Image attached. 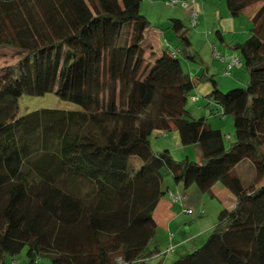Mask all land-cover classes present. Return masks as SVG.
Masks as SVG:
<instances>
[{
    "label": "trees",
    "instance_id": "16d2710c",
    "mask_svg": "<svg viewBox=\"0 0 264 264\" xmlns=\"http://www.w3.org/2000/svg\"><path fill=\"white\" fill-rule=\"evenodd\" d=\"M257 3L235 46L246 87L213 85L204 97L232 117L226 147L185 109L196 81L211 78L184 72L186 49L155 51L139 0H0V47L19 52L0 75V264L24 248L25 264L143 263L159 254L145 249L163 176L209 195L219 181L232 195L203 244L172 264H264V0H225L230 16ZM166 29L187 42L180 21ZM99 79L105 95L93 93ZM45 94L78 109L17 116L19 97ZM172 128L197 161L150 150V135ZM78 183L87 190L72 191Z\"/></svg>",
    "mask_w": 264,
    "mask_h": 264
},
{
    "label": "rangeland",
    "instance_id": "374dc122",
    "mask_svg": "<svg viewBox=\"0 0 264 264\" xmlns=\"http://www.w3.org/2000/svg\"><path fill=\"white\" fill-rule=\"evenodd\" d=\"M169 1L170 0H139V12L147 19L148 29L155 31L153 35L157 34L156 39L159 40L162 47L167 46L170 49L176 48L178 50L186 49L189 55L192 56L193 61L190 58H183V56H181L180 62L185 73L188 74L189 71L190 74L188 75L195 79H198V77L202 75L211 78L212 81H196V87L189 93L186 99L185 109L190 114V118L196 119L204 117L212 129H219L224 136L225 146L229 147L233 142L232 117H222L221 108L218 105L212 102L207 104L204 95L200 94V89L203 92L204 89L210 90L211 92L214 85L225 94L229 90L246 87L249 76L243 68V59L239 49H235V46L244 42L250 35L251 18L249 19V17L254 14L259 3L248 7L238 16H230L225 6V0H197L195 10L198 16L194 18V24L192 25V18L189 14L190 8L183 9L180 0H177V5L167 6L166 3ZM200 4L201 7L199 6ZM173 16H177L175 20L180 21L186 29L184 36L187 38V42L185 43L182 42L183 40L174 37L172 32L166 29L172 23L169 18H173ZM229 20L233 23V30L225 29L223 31L221 29V24L222 26H227ZM156 31H158V33H156ZM218 33L222 36V41L218 38ZM223 51H225V55L222 56L221 52ZM217 53H219V55H217ZM233 55L238 58L239 64L230 67V58ZM18 57L19 52H17L16 49L0 47V75L2 74V69L6 66L15 64ZM106 91L107 82L104 79H99L98 84L95 83V85H93V93L105 95ZM126 96L127 92L125 90L121 95V99H125ZM16 106L18 117L41 109H78L76 105L63 101L54 94H45L40 97L22 95L18 98ZM155 113V104L150 105L146 109V114L148 115H154ZM149 147L154 154L163 153L174 163H178L185 158L193 161L199 159L198 148L194 145H182L175 128H172L168 132L154 131L149 138ZM170 184L171 179L163 176L160 182V189L163 193L166 191V186ZM187 187L195 189L197 193L195 196L191 197L192 206L190 205V208L193 210L194 215L190 216L188 218V223H186L187 226H189L190 235H193L195 231L206 224L209 217L211 219L216 218L220 210L224 208L222 204H226L228 198L231 199L232 197L230 192L225 189L219 181L213 184V191L215 194L213 198H211L208 193L199 191L194 184L188 185ZM71 190L77 193H83L87 190V187L84 183H78L72 185ZM203 196L209 205L206 204V207H204V214H196L197 209L195 208L200 206V197ZM205 215L207 217L206 219H204ZM192 220L194 221L193 224H191ZM207 236L204 240H206ZM203 242L204 241L200 244H203ZM167 246V235L158 231L157 235L153 236L148 242L145 251L152 252L158 250L159 254H155L152 258L147 259L141 264H172L176 258L186 254L182 253L176 256L172 252L168 253L165 251ZM193 250L187 251V253L189 254ZM24 253L25 248L12 258L16 261L15 264H25ZM12 259L9 257L6 258V264L11 262ZM118 262L121 264L119 260ZM34 264L50 263L46 259H41Z\"/></svg>",
    "mask_w": 264,
    "mask_h": 264
},
{
    "label": "crops",
    "instance_id": "0c3cea01",
    "mask_svg": "<svg viewBox=\"0 0 264 264\" xmlns=\"http://www.w3.org/2000/svg\"><path fill=\"white\" fill-rule=\"evenodd\" d=\"M199 6L201 7V4ZM252 16L253 15H251L249 19L252 18ZM175 17L177 16H173V18H169L170 21L172 22V20H175ZM221 29L223 31L225 29L233 30L232 21L229 20L227 23V26H222L221 24ZM156 33H158V31H156ZM156 36L157 34L153 35L152 33L151 42L153 44L155 51L160 52L163 49V47H162V44L159 42V40L156 39ZM221 53L222 55H225V51ZM191 60L193 61V58H191ZM188 74H190L189 71H188ZM209 93H210V90L208 91L204 89V92H203L200 89V94L204 95V97L208 95ZM171 184L166 186V191L160 196L157 202V205L152 213V218L156 224L154 236L157 235L158 231L166 234L168 246L165 249V251H167L168 249H171L170 251H168V253L172 252L174 253V255L179 256L182 253H187V251L194 249L200 243H202V241H204L205 237L210 233L213 226L217 222L216 221L217 217L214 219H211L209 217V219L206 221V224L202 228L195 231V234L190 235L191 232L189 231V226H187L186 223H188V218L194 215L193 210L190 208V205L192 206L191 197L195 196L197 193L195 189H191L190 187H184L180 183L174 184L171 181ZM210 191H211L209 192L211 194L210 196L211 198H213L215 196L214 191H213V186L211 187ZM171 195H178L179 198L177 200H173ZM231 200L232 198L231 199L228 198L226 204H222V203L221 204L223 205V207H229L232 204ZM200 201H201L200 206H197V208H195L197 209L196 214L197 213L202 214L204 212L203 209L204 207H206V204L209 205V203L206 202V199L204 198V196L200 197ZM216 208H217V205H216ZM187 210H191L192 213L187 214L186 213ZM206 218L207 217L205 215L204 219ZM193 223L194 221L192 220L191 224ZM12 260L11 262H8V264H12Z\"/></svg>",
    "mask_w": 264,
    "mask_h": 264
},
{
    "label": "built area",
    "instance_id": "2783aa9c",
    "mask_svg": "<svg viewBox=\"0 0 264 264\" xmlns=\"http://www.w3.org/2000/svg\"><path fill=\"white\" fill-rule=\"evenodd\" d=\"M196 1L197 0L181 1L183 9H189L190 8L189 14H190V16L192 18V20H191L192 25L194 24V18L198 16L197 15V11L195 10V6L197 4ZM177 4H178L177 0H170L169 2L166 3L167 6L168 5L169 6H174V5H177ZM213 49H215V48H213ZM217 55H219V53H217ZM230 59H231L230 67L231 66H237L239 64V60H238V58L235 55L231 56ZM171 197H172L173 200H177L179 198L178 195H171ZM186 213L187 214H191L192 211L191 210H187ZM170 250L171 249H168V251H170ZM12 264H14V262H12ZM118 264H120V263H118Z\"/></svg>",
    "mask_w": 264,
    "mask_h": 264
},
{
    "label": "clouds",
    "instance_id": "9594fccd",
    "mask_svg": "<svg viewBox=\"0 0 264 264\" xmlns=\"http://www.w3.org/2000/svg\"><path fill=\"white\" fill-rule=\"evenodd\" d=\"M167 252H168V250H167ZM12 262H14V264H15V261L14 260H12Z\"/></svg>",
    "mask_w": 264,
    "mask_h": 264
}]
</instances>
